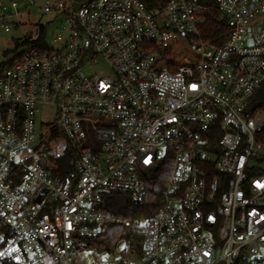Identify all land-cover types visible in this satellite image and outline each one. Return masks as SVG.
Returning <instances> with one entry per match:
<instances>
[{
	"label": "built area",
	"instance_id": "built-area-1",
	"mask_svg": "<svg viewBox=\"0 0 264 264\" xmlns=\"http://www.w3.org/2000/svg\"><path fill=\"white\" fill-rule=\"evenodd\" d=\"M160 1L0 0L6 32L34 6L60 21L0 75V264H264V0H214L213 37V0ZM158 179L150 217L107 207L146 204ZM115 223L141 238L98 247Z\"/></svg>",
	"mask_w": 264,
	"mask_h": 264
},
{
	"label": "rangeland",
	"instance_id": "rangeland-1",
	"mask_svg": "<svg viewBox=\"0 0 264 264\" xmlns=\"http://www.w3.org/2000/svg\"><path fill=\"white\" fill-rule=\"evenodd\" d=\"M37 3L43 4L45 0H36ZM53 16L50 14H42L38 6L31 9V13H26L17 19H14L12 30L6 32L0 26V63H7L20 53L26 50L36 40H47L52 43L54 35L60 26V21L52 22ZM43 26V29H42ZM43 30V31H42ZM43 32V33H42ZM104 70V67L95 68L94 71ZM41 110L45 112L44 116L37 117L36 138L37 143L40 140V132L42 122L52 121L56 110L48 106H41ZM264 119V113L261 114ZM68 142L60 137L54 139L52 154L54 157H59L65 153ZM86 145L98 146L99 141L90 127L87 129ZM256 165L260 168V177H264V156L256 161ZM134 237H132L133 239Z\"/></svg>",
	"mask_w": 264,
	"mask_h": 264
},
{
	"label": "trees",
	"instance_id": "trees-1",
	"mask_svg": "<svg viewBox=\"0 0 264 264\" xmlns=\"http://www.w3.org/2000/svg\"><path fill=\"white\" fill-rule=\"evenodd\" d=\"M144 1L148 4L149 7L159 6L162 4L160 0ZM204 17L205 18L202 30L206 33V37H213L220 33L228 32V28L225 25L226 20L220 17L214 0L208 4V7L204 12ZM222 42L223 41L221 40L218 43L222 44ZM17 58L18 56L7 63H0V75L6 67L14 64ZM254 102L256 103V107H264V85L255 94ZM59 163L60 172L62 174H66L68 171H70L73 167L71 163V152H66V154L59 159ZM164 184V181L158 179L154 183L155 186L152 189L150 195L148 196V201L142 206L135 205L126 194L114 193L108 198L107 207L111 208L113 213L121 216L124 220L133 217H138L141 214L150 217L158 207V203L156 205L155 201L159 200V194ZM131 235L135 239L141 238L140 235H135L129 230V228L124 226V223L110 224L108 234L100 239H97L96 245H98V247L100 248L112 249L121 237Z\"/></svg>",
	"mask_w": 264,
	"mask_h": 264
},
{
	"label": "snow or ice",
	"instance_id": "snow-or-ice-1",
	"mask_svg": "<svg viewBox=\"0 0 264 264\" xmlns=\"http://www.w3.org/2000/svg\"><path fill=\"white\" fill-rule=\"evenodd\" d=\"M147 162V161H146Z\"/></svg>",
	"mask_w": 264,
	"mask_h": 264
}]
</instances>
